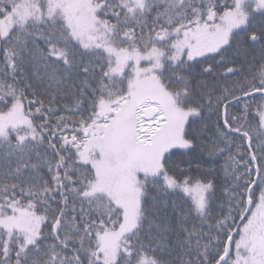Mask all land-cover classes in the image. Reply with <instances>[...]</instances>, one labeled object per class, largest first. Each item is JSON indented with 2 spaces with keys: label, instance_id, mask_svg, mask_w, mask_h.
<instances>
[{
  "label": "snow or ice",
  "instance_id": "obj_1",
  "mask_svg": "<svg viewBox=\"0 0 264 264\" xmlns=\"http://www.w3.org/2000/svg\"><path fill=\"white\" fill-rule=\"evenodd\" d=\"M0 264H264V0H0Z\"/></svg>",
  "mask_w": 264,
  "mask_h": 264
}]
</instances>
